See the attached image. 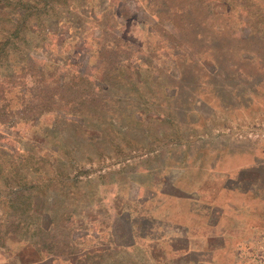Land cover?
Masks as SVG:
<instances>
[{
  "label": "trees",
  "instance_id": "16d2710c",
  "mask_svg": "<svg viewBox=\"0 0 264 264\" xmlns=\"http://www.w3.org/2000/svg\"><path fill=\"white\" fill-rule=\"evenodd\" d=\"M262 52L264 0H0V264H152L140 223L74 217L100 198L70 187V166L150 149L157 124L183 137L186 72L207 82L227 63L231 80Z\"/></svg>",
  "mask_w": 264,
  "mask_h": 264
},
{
  "label": "rangeland",
  "instance_id": "374dc122",
  "mask_svg": "<svg viewBox=\"0 0 264 264\" xmlns=\"http://www.w3.org/2000/svg\"><path fill=\"white\" fill-rule=\"evenodd\" d=\"M261 56L260 67L241 62L231 80L227 63L207 82L186 72L173 100L183 137L175 134V124H157L150 149L131 144L126 157L94 154L97 160L70 166L71 176L77 177L70 187L77 193L95 191L100 198L88 209L78 206L74 217L96 220L104 208L124 232L134 221L140 223L141 237L150 239L153 252L146 251L152 264H264L263 52ZM227 61L233 62V56ZM194 95L204 96L197 106L191 103ZM158 151L161 157L155 158ZM164 172L169 178H163ZM134 176L149 177L154 193L132 184ZM171 179L177 187H169ZM123 204L131 219L118 215ZM2 255L0 251L1 262Z\"/></svg>",
  "mask_w": 264,
  "mask_h": 264
}]
</instances>
